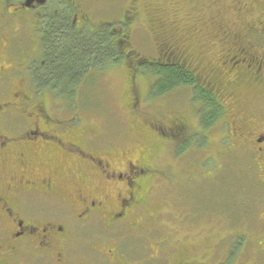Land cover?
<instances>
[{
    "label": "flooded vegetation",
    "instance_id": "flooded-vegetation-1",
    "mask_svg": "<svg viewBox=\"0 0 264 264\" xmlns=\"http://www.w3.org/2000/svg\"><path fill=\"white\" fill-rule=\"evenodd\" d=\"M65 2L72 15L69 17L72 31L79 35H102L105 49L110 55L111 52L114 55L118 52L124 56L123 59L128 60L130 74L137 78L141 74V66L150 60L145 61L137 56V60L129 61L135 53L126 51L133 38L131 31L126 32V27H131L133 18L128 16L121 20L120 29L108 28L113 25L112 22H102L93 28L91 20L81 16L76 3ZM12 5L13 12L0 11V264H5L8 257L13 264H18L17 259L23 254L34 257L28 262L25 260L24 264H95L94 258L103 262L107 260L108 264H146L148 259L159 260L157 264H233L237 256H240V264H264V219L259 220L262 237L252 236L254 232L247 233L241 229L245 217L242 216L240 238L235 236L238 232L219 237L216 244L210 243L204 252L196 246H189L184 253V248L177 247L175 250V247H165L168 241L165 238L146 247L148 235H154L151 231L143 237L133 235V231L126 228L135 211L140 209L141 202L151 194L149 191L153 185L150 182L158 177V167L153 166L151 156L136 160L126 158L127 161L116 159L119 149L116 146L106 153L98 152L94 149L98 142H92L95 139L92 137L94 130L74 126L52 114L44 103L39 102L42 95H48L53 100L74 95L78 99L80 89L78 87L73 94H66V89L61 94L41 90L45 82H53L47 79L46 69L50 22H47L46 15L41 16L37 11L44 4L34 3L27 8L21 1ZM263 8V16L244 35L254 39L255 43L242 47L233 44L231 50L225 51L224 61H221L227 79L219 83L206 81L205 85L223 109L218 122L224 121L227 115L230 119L227 124L231 132L221 143L233 141L238 149L240 146V157L237 158L240 164L245 163L240 173L245 177L250 176L264 187V176L254 178L256 165H264V92L260 90L261 86L264 87ZM36 15L41 21L39 25L33 24ZM12 17H18L23 26L17 29V33L25 32L29 27L28 41L11 31L13 27L9 20ZM172 50L160 46L157 61L163 64L172 62L177 53ZM175 60L173 63L179 62ZM118 63L116 57L110 58L104 62L102 71H96L92 76L88 72V78L83 77L82 81L93 84L103 78L107 71L116 68ZM138 84L134 80L133 88L139 91ZM52 86L56 88V85ZM12 119L15 120L13 129L10 126ZM166 127H162L160 137H167L177 144L178 155L196 144L194 140L189 141L195 133L189 130L191 127L183 116H174L173 126ZM201 128L196 129L197 134L203 132ZM164 129H169V132L165 133ZM183 135L189 136V139L181 141ZM183 145L186 147L182 148ZM209 160L213 161V158ZM188 181L193 182L192 178ZM29 200L65 205L70 208V215L57 221L34 209L30 206L34 203L28 204ZM196 215V211L190 210L182 219L179 214V223H194ZM96 220L102 222L105 232L109 234L108 240L100 243L101 253L98 252V256L90 261L74 263L68 249L75 232L69 226ZM252 221H255V217ZM126 230L129 235L125 233ZM186 238L190 237L186 236L183 240ZM143 250L146 251L144 255ZM200 255L208 261L211 259L207 256H211L212 261L198 260Z\"/></svg>",
    "mask_w": 264,
    "mask_h": 264
},
{
    "label": "rangeland",
    "instance_id": "rangeland-1",
    "mask_svg": "<svg viewBox=\"0 0 264 264\" xmlns=\"http://www.w3.org/2000/svg\"><path fill=\"white\" fill-rule=\"evenodd\" d=\"M69 1L76 3L81 16L88 17L93 28L102 22H112L113 25L107 26L108 28L120 29L122 28L120 21L128 16L132 17L133 24L126 27V32L131 31L133 38L126 49L138 55L135 54L129 61L137 60V56L142 59L155 56L154 58L158 59V48L161 46L166 50L170 46L171 49L176 48L180 61L192 67L199 82L204 84L206 81L210 83L214 80L219 83L227 79L223 73L226 69L221 66L225 51L231 50L235 43L241 47L255 43L254 39L244 35L249 25L257 22L264 7V0H240V9H245L241 10L238 20L236 19L238 12L235 13L237 15L235 17L232 10L236 9L233 7L234 0ZM59 2L48 0L37 11L41 16L47 13L50 15V12L63 8ZM12 3L18 4V1L0 0V11L13 12ZM67 13L69 14V10ZM32 17L31 15L30 18ZM38 17L35 16L33 24L41 23ZM232 20L237 24L235 28L230 25ZM9 24L13 27L12 32L28 41L29 27L25 32L17 33V29L23 27L18 17H12ZM236 29H240L239 39L236 36ZM5 33L7 36L8 30ZM119 60L118 66L107 71L103 78L88 84L87 87L83 86L79 98L74 103L64 101L61 107L48 95H42L39 102L44 103L45 108L47 107L52 114L74 126L94 130L92 137L95 139L92 142H98L94 143V149L96 148L98 152L106 153L109 148L116 146L119 148L116 159L127 161L126 158L136 160L151 156L154 160L153 166L158 167L160 171L158 177L150 182L153 185L149 191L151 194L141 202L140 209L135 211L130 218V225L126 228L133 231L132 234L135 236H146V233L151 231L154 235H148L146 247L149 243H156L160 238H165L168 240L165 247H175V250L177 247L184 248L183 253L189 246L199 247L204 252L210 243L216 244L219 237L232 233L238 232L235 236L240 238L242 216L245 217L241 229L247 233L254 232L252 236L262 237L259 220L264 219V187L255 179H250V176L245 177L240 173L245 164H240V159L237 158L240 157V146L238 149L233 141L221 143L231 132L227 124L230 122L228 115L215 127L197 134L196 129L202 127V124H199L201 107L193 99V89L179 88L166 96L150 98L149 91L153 83L150 75L143 72L137 78H133L128 70L126 62L128 60L126 58ZM134 80L139 83V91L133 88ZM260 90L264 92V87L261 86ZM174 116L186 118L191 127L189 130L195 133L189 141L194 140L196 144L182 151L181 155L177 154V144L167 137H160L162 127L173 126ZM14 122L12 119L10 123L12 129ZM164 132L168 133L169 129H164ZM188 139L189 136L183 135L181 141ZM210 157L213 161H208ZM262 164L256 165L254 178L257 175V179L264 176ZM190 178L193 180L192 183L188 181ZM140 197H143V192L140 193ZM32 203L33 200L28 201V204ZM30 206L57 221L70 215V208L55 202L36 200V203ZM190 210L196 211L195 222L179 223V214L184 219ZM101 223L96 220L83 225L69 226V229L75 232L68 249L74 263L90 261L94 256H98V252L101 253L100 243L109 238ZM128 230L125 231L127 235ZM186 236L190 238L183 240ZM146 251L148 252L147 249ZM146 251H142L143 255ZM207 257L211 260L204 258L203 260L201 255L198 256V260L212 261L211 256ZM31 259H34L32 255L23 254L18 257L17 262L24 264L25 260L28 262ZM234 259L233 264H240V256ZM8 261L9 264H13L10 257L5 264ZM93 262L108 264L107 260L103 262L97 258H94ZM159 262L148 259L146 264Z\"/></svg>",
    "mask_w": 264,
    "mask_h": 264
},
{
    "label": "trees",
    "instance_id": "trees-1",
    "mask_svg": "<svg viewBox=\"0 0 264 264\" xmlns=\"http://www.w3.org/2000/svg\"><path fill=\"white\" fill-rule=\"evenodd\" d=\"M14 2H21L22 0H13ZM25 1V0H24ZM23 1V2H24ZM59 4L65 7V9L55 10L50 12V15H46L47 22H50L48 27V35L46 41L47 47V79H52L53 82H45L41 86V90L48 89L50 92H58L59 94H73L76 89H82L86 86V80L82 81L83 77L88 78L92 76L96 71H102L104 62L112 59L113 57L123 59L117 52L114 55L113 52L105 49V42L102 35H79L72 31L70 28L69 17L70 10L66 5L65 0H59ZM232 8L236 19L240 20V12L245 8L240 9V0H234ZM69 10V14L67 13ZM264 12V11H263ZM262 15V14H261ZM261 15L259 17H261ZM263 16V15H262ZM235 20L230 21V25L234 28L237 24ZM256 23V22H255ZM253 24L249 25L248 29H251ZM132 26V24H131ZM238 39L240 38V29H236ZM227 35H229L227 33ZM167 48H170L167 47ZM166 48V50H167ZM171 49V48H170ZM176 50L174 48L172 51ZM127 51V50H126ZM177 51V50H176ZM128 52V51H127ZM178 52V51H177ZM135 53V52H134ZM136 54V53H135ZM137 55V54H136ZM149 58L150 62H146V65L141 66V73L149 74L153 80L151 91L149 92L150 98L166 96L179 88H188L193 90V99L195 103L200 104L199 121L202 124L203 132L207 131L210 127H213L218 123L223 115V109L218 100L208 90L207 85L204 82H199L194 69L186 63L180 61L178 53L175 54L173 63L166 61L164 64L157 61V58ZM185 58V57H184ZM148 61V59H144ZM90 69L95 71L92 72ZM135 69V66L133 67ZM89 75L87 76L86 74ZM56 85V88L52 85ZM48 91V92H49ZM76 100L75 95L68 98L54 99V102L63 107L64 101H68L69 104L74 103ZM227 118V117H226ZM227 123V120L225 124ZM142 236V235H140ZM144 237V236H143ZM182 255V254H181ZM178 259H176L177 261Z\"/></svg>",
    "mask_w": 264,
    "mask_h": 264
},
{
    "label": "water",
    "instance_id": "water-1",
    "mask_svg": "<svg viewBox=\"0 0 264 264\" xmlns=\"http://www.w3.org/2000/svg\"><path fill=\"white\" fill-rule=\"evenodd\" d=\"M46 0H26L24 3V7H31L35 2L38 4H44Z\"/></svg>",
    "mask_w": 264,
    "mask_h": 264
}]
</instances>
